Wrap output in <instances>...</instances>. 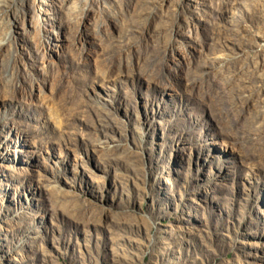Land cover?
I'll return each mask as SVG.
<instances>
[{
  "label": "rangeland",
  "instance_id": "rangeland-1",
  "mask_svg": "<svg viewBox=\"0 0 264 264\" xmlns=\"http://www.w3.org/2000/svg\"><path fill=\"white\" fill-rule=\"evenodd\" d=\"M0 264H264V0H0Z\"/></svg>",
  "mask_w": 264,
  "mask_h": 264
}]
</instances>
